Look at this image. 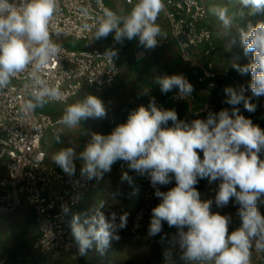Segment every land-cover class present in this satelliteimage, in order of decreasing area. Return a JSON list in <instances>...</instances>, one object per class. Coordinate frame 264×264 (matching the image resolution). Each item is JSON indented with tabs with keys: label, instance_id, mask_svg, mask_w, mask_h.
<instances>
[{
	"label": "clouds",
	"instance_id": "9594fccd",
	"mask_svg": "<svg viewBox=\"0 0 264 264\" xmlns=\"http://www.w3.org/2000/svg\"><path fill=\"white\" fill-rule=\"evenodd\" d=\"M101 0H98L100 3ZM130 11L123 12L102 6V14L91 26L93 39L113 35L116 43L138 40L146 50L160 43L161 26L158 17L165 10L164 0H128ZM249 9V15L264 12V0H239ZM57 10V0H0V90L7 88L21 73H28L31 99L22 105L25 113L43 107L63 96L59 85H51L44 78L49 65H55L62 53L61 46L52 39L51 22ZM87 16V9L83 10ZM227 30L236 16L229 14L226 5L210 9ZM243 9L239 16H243ZM245 55L252 54L246 65L233 63L241 74H251L252 95H264V21L247 28H239ZM59 35V32H56ZM166 36V34H164ZM116 73L118 50L106 48L97 54ZM154 83L161 93L177 90L176 99L189 100L194 86L183 74L157 75ZM149 89L143 94L148 95ZM239 90L228 86L224 103L232 107L219 112L209 111L206 118L181 120L175 109L157 105L155 98L147 107L140 105L131 111L125 123L117 125L110 134L90 132L83 151L73 147L61 148L50 159L69 177L75 175L74 161H82L80 175L87 180H101L110 173L119 160L128 162L129 168L140 176H147L154 195L160 202L152 208L148 235L154 237L163 231L164 223L177 229L174 243L178 245L180 259L185 264H250L251 249L264 252V214L258 203H264V130L251 119L240 114L238 105L255 112L257 105ZM108 109L97 96L89 94L67 106L57 124L63 129H77L88 119L107 118ZM198 115V113H197ZM171 122V123H170ZM59 141V137H57ZM203 153L201 158L199 153ZM219 181L214 201H201L197 185L201 179ZM122 180H129L127 173ZM175 181V186L161 191ZM114 198V197H113ZM230 203L238 206L240 227L229 232L230 214L213 212ZM63 214L69 208L62 205ZM101 201L93 214H73L71 232L81 256L95 244L103 254L118 231L127 227L128 214L111 212L105 215ZM83 216V219H82ZM118 221V222H117Z\"/></svg>",
	"mask_w": 264,
	"mask_h": 264
},
{
	"label": "built area",
	"instance_id": "2783aa9c",
	"mask_svg": "<svg viewBox=\"0 0 264 264\" xmlns=\"http://www.w3.org/2000/svg\"><path fill=\"white\" fill-rule=\"evenodd\" d=\"M136 0H133V4ZM165 10L158 17L166 21L170 36L178 45L183 62L196 72L191 84L194 92L189 100L176 99L177 91L167 95L157 105L167 109L168 105H178L196 100V84L209 89L218 88L219 72L209 60L212 51V30L208 23V9L204 0H164ZM126 4L131 5L126 0ZM102 6L108 7L106 0H57V10L51 22L52 39L62 48L55 65H49L44 78L51 85H59L63 96L51 103H66L85 88L97 92L112 88L122 73L120 59H115L116 73L97 54L105 50L98 48L81 49L60 43V39L75 42H91L93 25L102 14ZM87 9L88 15H84ZM112 9V8H111ZM59 32V35H56ZM203 56L205 61L201 60ZM28 73H21L11 84L0 90V171L6 172L0 178V214L15 212L23 201L32 208L38 236L28 252L16 264H33L38 258L40 264H66V256L78 255V247L71 236L69 218L83 200L112 176H123L130 168L128 162L117 161L110 173H105L99 181L87 180L76 168L75 175L67 176L47 162V152L43 140L47 133L55 131L57 122L37 108L31 112L22 111V105L31 99ZM244 95L256 104L255 112L245 108L242 114L259 127L264 124V95L255 97L250 87ZM149 103V102H148ZM209 111L219 112L216 104L206 102L196 108L194 119L206 118ZM198 113V115H197ZM261 158H264L262 154ZM132 195L138 197L140 204L135 210H126L127 229L136 234L142 230L153 203L156 201L155 189L150 182L145 183L136 172L132 178ZM172 186V183L168 185ZM67 205V215L62 212ZM218 211L215 209L213 212ZM118 215V217H119ZM118 222V221H117ZM253 249L262 256L264 252ZM0 264H13L8 257L0 256Z\"/></svg>",
	"mask_w": 264,
	"mask_h": 264
},
{
	"label": "crops",
	"instance_id": "0c3cea01",
	"mask_svg": "<svg viewBox=\"0 0 264 264\" xmlns=\"http://www.w3.org/2000/svg\"><path fill=\"white\" fill-rule=\"evenodd\" d=\"M109 7L113 10L127 12L130 11L131 5L126 4V0H106ZM205 2V1H204ZM206 4V3H205ZM209 23V22H208ZM162 35L159 45L153 50H146L139 45L138 40H125L122 44L114 41L113 35H109L105 39L93 40L86 42L89 48H98L105 50L114 47L118 50L120 59V67L122 73L112 88L97 92L92 88H85L77 96L66 103H47L43 107H37L38 111L49 114L55 122L63 115L67 106L82 100L85 96L92 94L99 97L105 107L108 109L107 118L105 119H88L81 123V127L77 129H63L57 124L55 131L47 133L43 140V145L47 152L48 164L57 169H61L51 159L50 155L61 148L73 147L77 153L83 151L84 147L90 139V132L94 131L104 135L110 134L112 130L119 124L125 123L129 113L140 105L147 107L150 98L161 101L167 95L177 90L161 93L159 86L154 83L157 75H173L183 74L191 83L196 79V72H193L180 57L178 45L173 41L169 33L166 21H159ZM166 34V36L164 35ZM79 46L80 43H79ZM201 60L205 61L201 55ZM218 71V70H217ZM219 72V71H218ZM220 73V72H219ZM240 85L247 86L238 80L230 78L224 73H220L218 77V88L209 89L205 85L196 84V100L193 102L181 103L178 105H168L167 109H175L181 120L191 121L194 119V111L197 107L206 102L216 104L219 110L223 108H231V105L224 103L226 95L225 87L231 86L237 90ZM149 89V94L144 95L143 90ZM240 110V114L244 109L243 103L236 106ZM243 115V114H242ZM171 123V122H170ZM254 124V123H253ZM256 125V124H255ZM264 130V124L260 127ZM59 137V141L57 139ZM76 168L80 169L82 161L76 159L74 161ZM132 172H135L131 170ZM128 174L129 180H122L121 177L112 176L108 178L97 191L92 192L86 197L82 204L77 207L69 218V225L73 214H93L95 208L101 201L104 202L105 212H113L119 204L124 194L129 195V205L126 203L125 209H134L135 197L131 193L132 175ZM6 172L0 171V178L4 177ZM145 177V176H144ZM129 184L127 192L125 184ZM173 187L175 181L173 180ZM161 191H167V186H160ZM114 195V198L112 197ZM117 200L121 201L117 205ZM127 201V200H126ZM160 202L158 199L157 204ZM133 205V206H132ZM132 207V208H129ZM258 208L264 214V203H258ZM122 210H124L122 208ZM120 211V210H119ZM0 256L8 257L13 264H16L28 252L31 244L38 236L35 223V216L32 208L23 201L20 207L13 213L0 214ZM83 219V216H82ZM66 256V264H68ZM33 264H40L36 259Z\"/></svg>",
	"mask_w": 264,
	"mask_h": 264
},
{
	"label": "rangeland",
	"instance_id": "374dc122",
	"mask_svg": "<svg viewBox=\"0 0 264 264\" xmlns=\"http://www.w3.org/2000/svg\"><path fill=\"white\" fill-rule=\"evenodd\" d=\"M204 1L208 9L207 19L212 30V51L208 57L209 60L215 65L216 69L220 73L226 74L230 78L234 79V81L238 80L241 83L243 82L247 85H250L251 74H241L232 66L233 63L243 66L252 61L251 53L248 55L244 54L238 29H246L249 22L255 25L258 21H264V12L257 13L255 15H249V9L244 8L239 3V0ZM216 5L228 6L229 14L236 16L231 28L225 30L221 22L211 14L210 9ZM240 9H243L244 11V15L242 17L239 16ZM59 41L61 44L70 47H78L81 49L89 48L88 45H86V42H80L81 46H79V43L75 41L64 39H60ZM199 154L201 158H203V153L201 152ZM130 173L131 171L129 170L127 175ZM133 174L134 172L131 173L132 178ZM142 178L145 183L150 182V179L147 176H142ZM218 183L219 181H211L209 178H204L199 181L197 189L200 193L201 201H207L210 199L214 201ZM128 185V183L125 184L126 192ZM130 185L132 193L133 182ZM171 187H173V183ZM171 187L167 185L168 189ZM112 197H114V195ZM128 197L129 195L124 194V196L120 199L122 200V204H119L121 201L117 200V205L119 204V207L117 206L115 211H113L117 213V216L126 210H135L139 207V198L135 197L134 206H136L138 203L137 207L134 209H125L126 203L128 202V205L131 203L129 202L130 200H128ZM158 199L159 198H157L153 203V207L157 205ZM122 208L124 210H122ZM237 208L238 206L230 203L223 209H217L215 207V203H213L211 210L214 211L217 209L221 212V214H230L232 216V223L229 226V232H231L241 225V220L236 214ZM101 211H103L106 216L110 214L109 212H105L104 208H102ZM1 216L2 215H0V217ZM150 219L151 212L149 213L142 230L136 234L129 233L127 228L119 230L118 235L120 236V239L118 241L113 240L110 247L106 249L103 254L96 251L94 244L93 248L89 250L84 256L79 254L68 255V264H185V262L180 259L181 251L178 245L174 243L177 229L175 227L170 228L167 223H164L163 231L160 234L151 237L148 235ZM71 236L73 237L72 232ZM251 253L250 264H264V254L260 256L253 248L251 249Z\"/></svg>",
	"mask_w": 264,
	"mask_h": 264
}]
</instances>
